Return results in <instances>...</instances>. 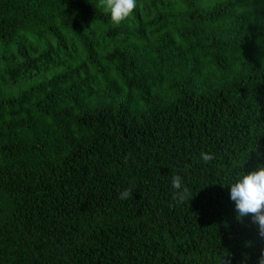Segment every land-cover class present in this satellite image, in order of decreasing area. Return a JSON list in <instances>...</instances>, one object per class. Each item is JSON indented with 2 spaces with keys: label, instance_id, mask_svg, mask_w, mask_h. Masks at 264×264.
I'll list each match as a JSON object with an SVG mask.
<instances>
[{
  "label": "trees",
  "instance_id": "trees-1",
  "mask_svg": "<svg viewBox=\"0 0 264 264\" xmlns=\"http://www.w3.org/2000/svg\"><path fill=\"white\" fill-rule=\"evenodd\" d=\"M261 165L264 0H0V264H258Z\"/></svg>",
  "mask_w": 264,
  "mask_h": 264
},
{
  "label": "clouds",
  "instance_id": "clouds-1",
  "mask_svg": "<svg viewBox=\"0 0 264 264\" xmlns=\"http://www.w3.org/2000/svg\"><path fill=\"white\" fill-rule=\"evenodd\" d=\"M100 5L110 14L113 25H119L129 18L137 7V0H99ZM203 162L208 163L214 159L210 153H201ZM172 186L175 189L173 199L177 202L189 201L192 195L183 184L182 178L176 175L172 178ZM230 186V199L234 201L237 220L250 216L257 225L258 235L264 238V165L247 173L243 172ZM132 196V191L125 189L119 193L121 200H127ZM224 264H229L225 261ZM258 264H264V249L258 258Z\"/></svg>",
  "mask_w": 264,
  "mask_h": 264
}]
</instances>
